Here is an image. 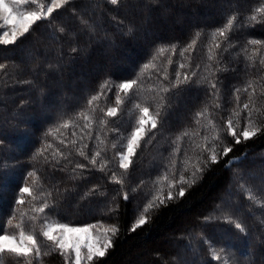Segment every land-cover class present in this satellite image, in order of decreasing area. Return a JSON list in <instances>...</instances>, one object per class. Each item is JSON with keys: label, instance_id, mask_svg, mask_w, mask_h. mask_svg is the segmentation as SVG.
Segmentation results:
<instances>
[{"label": "trees", "instance_id": "1", "mask_svg": "<svg viewBox=\"0 0 264 264\" xmlns=\"http://www.w3.org/2000/svg\"><path fill=\"white\" fill-rule=\"evenodd\" d=\"M94 2L105 9L103 13H100L99 9L94 10L99 17L98 22L102 23L110 36L118 42L115 48L96 41H92L89 47L87 42L81 39L80 46L86 50L72 54L70 48L75 44V40L68 34L61 36L48 25L47 21L39 22L23 43L9 46L6 50L0 46V62H6V68L0 70V73L7 74L0 75V126L5 130L11 127L8 121L20 114L21 101L24 102V114L35 117L30 122L35 134L30 138L9 136L6 143L0 147V155H14L21 161V169L35 168L40 181L45 185L58 182L63 189L72 188L78 184V192L65 200L59 208L61 216L67 221L74 222L75 225L96 223L98 220H103L106 224H120L121 231L115 240L114 247L98 264H224L225 259H228V264H236L237 260L239 264H264V201L249 200L247 193L237 192L234 184L231 188L229 187L232 171L239 168L252 175L253 178L248 183L257 190V196L260 192H264V131L239 145H235L232 138L227 137V141L233 143L234 148L225 160L243 153L247 154L246 159L239 164H234L231 170L225 169L224 161L211 165L203 179L191 187L183 198L169 202L167 207H161L158 212H151L149 223L134 232L129 231L135 216L154 193L151 181L158 175H162L165 165L171 159L170 153L176 146L173 141H176L178 134L184 130L190 133L197 130L198 126L194 120L197 111L207 105L214 122L218 126H223L232 110L238 108L234 96L235 88L243 89L249 80L256 82L255 102L257 107L264 110V95H261L264 92V79H259L264 77V70L257 71L262 67L259 60L264 57V23H256L254 27L245 26L234 29L230 36V43L235 47H231L228 42L223 45L228 51L223 53L221 63L218 65L221 71L216 74L221 81L222 108L216 109L217 101L207 94L206 83L199 88L192 87L184 91L178 100L173 101V107L168 116L170 126H165L162 134H158L151 144H143L137 150L138 155L134 157L135 163L129 169L124 188L130 191L141 180L145 183L136 193L130 192L129 201L123 200L121 186L111 182V172L105 174L91 169L89 165L91 171L84 172L85 179L73 181L68 177L74 165L63 172H53L42 160L29 161L31 150L38 146L37 142L40 140L42 131H46L50 125H55L61 112H66L67 116H75L80 110L87 108V99L99 90V84L109 76L117 82L125 77H134L139 70V65L152 51L154 42H179L180 46L184 47L194 38L197 28L205 29L198 40L195 52L192 53L190 49L186 54L191 55L193 65L200 64L203 68L209 63L207 59L208 30L222 26L226 15L232 12L240 13L238 23L243 24L245 17L251 14L259 0H159L155 4L151 3V0H125L121 6L107 5L105 0H94ZM76 7L80 11L93 10L89 0H76ZM55 15H58L56 27L64 25L69 29L78 28L79 22L70 10H61ZM113 16L123 21L119 28L126 29L129 22H132L146 29L147 35L139 32L135 39L122 37L116 21L112 19ZM249 39H259L262 43L248 45ZM245 47L248 49L249 56L253 52L256 54L254 66L241 51ZM72 55L76 58L68 66L69 57ZM167 55L171 53H166ZM173 59L176 62H182L179 49ZM49 65L56 67L49 68ZM175 66L174 64L169 69L173 79L175 77L172 69ZM10 76L14 77V80L32 79L34 84L6 88L5 81H8ZM194 79H199V76ZM155 82V77L152 80L145 77L141 82L144 90L134 91L117 117H105L97 110L96 121L92 128L93 139L96 133L106 139V144L101 147H107L108 151L104 155L108 159H111L113 155L111 149L113 134L110 129L118 128L117 135L122 133L126 136L131 132L135 119L139 115L138 110H134L131 116L128 115L129 110L134 109V104L139 102L142 106H148L150 111H155L157 103L154 99L155 93L148 90L149 86ZM249 92L241 91L239 106L248 101ZM110 95L111 100L107 103L103 99L99 102L105 110L108 106H115L114 93ZM41 111L44 116L51 119L44 120ZM246 115V112L241 114V130L245 123L243 117ZM253 116L258 124L264 127V116H258L255 112ZM101 118L108 121L106 126L102 127L99 124ZM78 123L82 127L84 121L81 119ZM201 123L206 124L207 121L202 120ZM87 131L85 129V133ZM70 132L71 129L69 138H71ZM77 132L79 134V129ZM208 134L201 129V136ZM48 139L52 141V137ZM52 142L55 146L63 148L58 141ZM195 142L203 141L201 137H195ZM178 143L181 147L178 159L183 158L185 151L191 155L192 143L189 137H184ZM220 147L222 148L223 145ZM89 149V157H91L92 151L95 150V145L91 141H89ZM73 159L88 164V161L75 153H73ZM110 167H115L118 175L123 173V170L118 167V159ZM176 179H179L178 173ZM93 185H99L102 190H107V197L98 196L89 200H80L79 196ZM164 191L167 192L166 185ZM229 191L232 192L231 198L228 196ZM113 196L116 197L115 201L112 199ZM221 201L227 202L229 208L238 209L237 216L246 223L249 234L246 238L229 241L231 249L235 252L231 256L221 254L222 259L216 261L213 259V251L219 254V246L213 241H219L225 230L233 233L235 231L222 220L215 219L216 216H222L216 208L217 204L221 207L225 206L221 204ZM116 204L120 205L118 213L106 215L107 208L114 207ZM13 205L14 199L9 192L7 198L0 201V227L6 224ZM23 210L25 209H18V211ZM204 216H212L213 219L205 223L201 219ZM44 259L45 264H64L63 257L59 253ZM5 264H10L8 258H5Z\"/></svg>", "mask_w": 264, "mask_h": 264}, {"label": "snow or ice", "instance_id": "2", "mask_svg": "<svg viewBox=\"0 0 264 264\" xmlns=\"http://www.w3.org/2000/svg\"><path fill=\"white\" fill-rule=\"evenodd\" d=\"M89 2L92 3L93 10L80 11L76 7V0H0V46L6 50L9 46L23 43L39 22L47 21L48 25L59 32L61 36L68 34L75 40V44L70 48L72 54L86 50L80 46L81 39L86 41L89 47L92 41L105 43V46L113 48L117 47L118 42L110 36L104 25L98 22L99 17L94 10L99 9L100 13H103L105 9L102 5L95 4L94 0H89ZM124 2L125 0H105V3L111 6H121ZM158 2L159 0H151V3L154 4ZM61 10H70L75 15L79 22L78 28L69 29L64 25L55 26L58 19V15L55 14L60 13ZM112 19L116 21L122 37L135 39L139 32H144L147 35L146 29H142L132 22H129L127 28L124 29L119 28V25L123 24L122 20H117L115 16ZM239 19L240 13L232 12L226 15L222 26L208 30L207 59L209 63L205 64L203 68L200 64L193 65L191 55L186 54L189 53L190 49L192 53L195 52L198 40L205 29L197 28L194 38L184 47H181L179 42H154L152 51L139 65V70L134 77H125L117 82L112 76H109L99 84V90L87 99V108L80 110L75 116H67L66 112H61L58 116V122L55 125H50L46 131H42L40 140L37 142L38 146L31 150L29 161L39 162L42 160L53 172H63L69 166L74 165L71 167V174L68 177L73 181L85 179L84 172L91 171V169L105 174L111 172V182L121 186L123 200L129 201L131 199L130 192L136 193L145 183L144 180H141L130 191L124 188L129 169L135 163L134 157L138 155L137 150L143 144H151L158 134H162L165 126H170L168 116L172 110L173 101L178 100L184 91L192 87L199 88L206 83L207 94L217 101L216 109L223 107L220 102L223 99L221 81L216 75L221 71L218 65L221 63L223 53L228 51L223 45L228 42L231 47H235L230 43V36L234 29L245 26L254 27L256 23H264V0H259L251 14L245 17L243 24L238 23ZM261 43L262 41L259 39L248 40V45H260ZM178 49L182 62H176L173 59ZM217 49L222 51L217 52ZM241 51L246 59L252 61L254 66L256 62L255 52L249 56L247 47ZM169 52L171 55L166 56V53ZM75 58V55L69 57L68 66ZM259 63L262 67L257 71L264 70V57L260 58ZM174 64L176 66L172 69L175 77L173 79L169 69ZM48 67L56 66L49 65ZM5 68L6 62H0V70ZM0 75L7 74L0 73ZM197 76L199 79H194ZM145 77L149 80L155 77L156 80L148 89L155 93L154 99L157 101L155 111H150L148 106H142L139 102L134 104V109L129 110L128 115L131 116L134 110H138L139 115L135 119L131 132L126 136L122 133L117 135L119 133L118 128L110 129L113 134L111 141L113 155L111 159H108L104 155L108 151L107 147H101L106 144V139L102 138L99 133H96L93 139L92 128L96 121L95 114L99 110L105 117H117L123 105L129 101L131 94L137 89L139 91L144 90L141 82ZM259 79H264V77ZM33 84L34 80L32 79L14 80V77L11 76L8 81H5L6 88ZM256 86L255 81L249 80L243 89L235 88L234 96L238 108L232 110L223 126H218L214 122L207 105L195 113L194 120L198 126L197 130L191 133L184 130L178 134L176 141H173L176 146L170 153L171 159L165 165L162 175H158L155 180L151 181L154 193L143 209L135 216L129 229L130 232H134L149 223L151 212H158L161 207H167L169 202L183 198L191 187L203 179L211 165L224 161L225 169L231 170L234 164H239L246 159L247 154L243 153L240 156L225 160L233 151L234 144L239 145L244 141H249L264 131V127L260 126L253 116L254 112L258 116H264V110L257 107L255 102ZM241 91L249 92V99L242 106H239ZM113 93L115 106H108L105 110L99 102L103 99L107 103L111 100L110 94ZM261 95H264V92ZM23 104L24 102L21 101L20 114L13 116L12 120L8 121L11 125L8 130L0 126V147L6 143L9 136L30 138L35 134L30 126L31 120L35 117L24 114ZM244 112L247 115L243 117L245 123L241 130V114ZM41 115L46 121L51 119L44 116L43 111H41ZM66 116L67 118H65ZM81 119L84 121L82 127L78 123ZM202 120H206L207 123L202 124ZM99 124L103 127L108 124V121L101 118ZM70 129L71 138H69ZM77 129H79V134ZM85 129L88 130L86 133ZM201 129L209 134L201 136ZM105 135L107 136V134ZM49 137H52V141H58V144L62 145L63 148L55 146L48 139ZM184 137H189L192 143L191 155L185 151L183 158L178 159L181 152L178 141H182ZM195 137H201L203 142L196 143ZM227 137H231L234 144L228 142ZM89 141L95 145L91 157H89ZM220 145L223 147L221 148ZM73 153L88 161V164L75 161ZM117 159L119 169L123 170L121 175L117 174L115 167H110L117 162ZM89 165H91V169H89ZM177 173L179 179H176ZM252 178L250 173H245L237 168L232 171L229 187L231 188L234 184L236 191L247 193L249 200L260 199L264 201V192H260L257 196V190L248 183ZM165 185L167 186L166 193L164 191ZM78 190V184L72 188L63 189L60 188L58 182L45 185L40 181L38 171L35 168L31 170L21 169V161L14 155H0V201L6 199L9 192L12 193L14 199L11 215L7 218L6 224L0 227V264H5V258H8L10 264H45L44 258L54 253H59L63 257L64 264H98L100 260L105 258L109 254V250L114 247L121 226L119 223L106 224L103 220L76 226L74 222L64 219L59 208L65 200L77 193ZM107 195V190H102L99 185H93L92 188L80 195L79 199L89 200L98 196L107 197ZM228 196L232 197L231 191L228 192ZM112 199L115 201L116 197L113 196ZM221 204L225 206L221 207L220 204H217L216 208L219 209L222 216H216L215 219L222 220L235 231L233 233L225 230L219 241H213L219 246V254L213 251V259L216 261L222 259L221 254L231 256L235 252L231 249L229 241L246 238L249 234L246 223L237 216L238 209L229 208L225 201H221ZM119 208V204L108 207L106 215L111 216L114 212L118 213ZM18 209L25 210L18 211ZM201 219L207 223L213 217L204 216ZM224 264H228V259L224 260ZM236 264H239V260L236 261Z\"/></svg>", "mask_w": 264, "mask_h": 264}, {"label": "rangeland", "instance_id": "3", "mask_svg": "<svg viewBox=\"0 0 264 264\" xmlns=\"http://www.w3.org/2000/svg\"><path fill=\"white\" fill-rule=\"evenodd\" d=\"M76 226H80V225H76Z\"/></svg>", "mask_w": 264, "mask_h": 264}]
</instances>
